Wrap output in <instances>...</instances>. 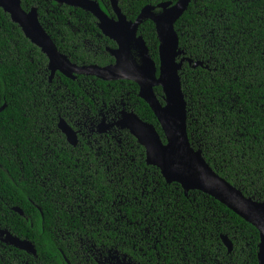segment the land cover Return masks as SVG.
<instances>
[{"label":"trees","instance_id":"16d2710c","mask_svg":"<svg viewBox=\"0 0 264 264\" xmlns=\"http://www.w3.org/2000/svg\"><path fill=\"white\" fill-rule=\"evenodd\" d=\"M21 1L27 12L38 8L41 24L72 63L115 62L107 48L117 45L91 13L55 0ZM96 1L115 16L109 0ZM177 1L118 3L134 22L146 6ZM175 30L184 52L179 60L203 63L194 68L186 61L180 72L192 147L246 197L264 202V0H192ZM138 35L159 66L155 24L146 20ZM50 77L47 56L0 8V230L36 250L32 255L0 239V264H117L114 258L259 264L257 228L215 198L167 183L128 130L69 144L61 119L85 132L124 109L153 124L166 143L135 82ZM155 93L164 104L162 88Z\"/></svg>","mask_w":264,"mask_h":264},{"label":"water","instance_id":"95a60500","mask_svg":"<svg viewBox=\"0 0 264 264\" xmlns=\"http://www.w3.org/2000/svg\"><path fill=\"white\" fill-rule=\"evenodd\" d=\"M73 8L91 13L98 21V28L103 35L117 44L116 49L109 50L115 63L100 67L98 65L78 66L68 56L60 53L56 44L40 22L38 8L26 11L21 0H0V8L17 24L25 36L47 56L51 79L60 72L76 80L77 76H93L106 82L132 81L139 88V96L152 109L166 138L163 142L156 127L142 120L134 111L123 110L119 119L109 127L128 130L138 143L145 148L146 162L157 167L166 182L178 183L185 194L201 191L225 205L228 209L257 228L260 234L258 252L259 264H264V202L246 197L239 189L219 176L206 162L202 151L195 150L189 140L187 130V102L183 93L180 72L187 61L179 46V36L175 30L176 23L189 9L192 0H178L175 4L166 2L146 6L138 18L132 22L122 13L118 0H109L115 14L110 17L96 0H55ZM160 9V13L156 10ZM146 20H151L159 39V66L151 58L148 47L139 28ZM137 55V59L135 58ZM203 66L197 62L194 68ZM161 87L164 104L158 99L155 88ZM104 123V122H103ZM70 145L78 144V135L74 129L61 119L58 124ZM102 132V131H101ZM14 211L23 215V211ZM3 243L29 254L36 255L35 246L28 240H22L8 230H0ZM229 252L233 245L222 237ZM117 264H136L124 258H114Z\"/></svg>","mask_w":264,"mask_h":264},{"label":"flooded vegetation","instance_id":"af4514ba","mask_svg":"<svg viewBox=\"0 0 264 264\" xmlns=\"http://www.w3.org/2000/svg\"><path fill=\"white\" fill-rule=\"evenodd\" d=\"M108 14V13H107ZM110 16V14H108ZM112 18H115V16H110ZM117 45V44H116ZM116 49V48H115ZM107 50H111V48H107ZM138 58V57H137ZM115 63V62H114ZM56 76V75H55ZM54 79V78H53ZM51 77H50V81L52 82ZM125 110V109H124ZM123 111V110H122ZM121 111V112H122ZM127 111V110H126ZM121 112H119L118 114H115L112 118L108 119V117L106 115L102 116V119L100 120V122L98 124H92V126L90 127V130H86L85 132H83V130H85L84 128L79 127V130H75L72 126V128L74 129V131L77 133L78 135V142H79V137L83 136V137H92L95 134L98 135H107V134H111L112 131L118 130L117 128H112L109 127L114 121H116L117 119H119V117L121 116ZM104 122V123H103ZM67 123V122H66ZM68 124V123H67ZM69 125V124H68ZM102 131V132H101ZM88 133V134H87ZM78 145V144H77ZM76 145V146H77ZM75 146V147H76ZM111 264H115V263H111Z\"/></svg>","mask_w":264,"mask_h":264},{"label":"rangeland","instance_id":"374dc122","mask_svg":"<svg viewBox=\"0 0 264 264\" xmlns=\"http://www.w3.org/2000/svg\"><path fill=\"white\" fill-rule=\"evenodd\" d=\"M135 58L137 59V55L135 54Z\"/></svg>","mask_w":264,"mask_h":264}]
</instances>
